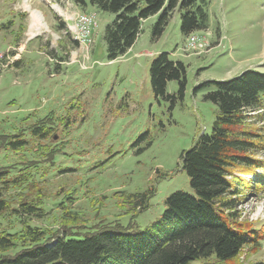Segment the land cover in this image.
I'll list each match as a JSON object with an SVG mask.
<instances>
[{"label": "rangeland", "instance_id": "1", "mask_svg": "<svg viewBox=\"0 0 264 264\" xmlns=\"http://www.w3.org/2000/svg\"><path fill=\"white\" fill-rule=\"evenodd\" d=\"M208 1V29L200 31L204 50L192 49L175 11L158 36L153 29L160 14L143 20L128 51L109 61L104 31L114 14L73 0H0V134L21 133L18 138L25 140L21 147L0 151V166H14L11 174L22 173L27 181L0 185L10 202L0 215V232L20 234L29 224L60 234L100 219L123 226L131 222L142 232L162 214L166 198L194 192L181 157L210 133L216 111L196 88L247 69L264 72V0ZM27 7L44 24L32 35ZM81 13L97 19L87 51L68 32ZM159 53L185 65L181 99L176 81L166 85L168 98L152 90L150 66ZM35 121L53 129L32 135L28 127ZM251 122L256 132L263 128L264 122ZM55 148L51 162L47 154ZM255 157L263 160L264 151ZM234 176L249 185L237 208L238 221L251 223L259 236L238 261L264 264V173L235 171ZM148 191L153 196L147 210L120 205L119 193ZM21 201L36 204L35 215L22 213ZM17 207L20 215L13 213ZM216 263L212 253L188 264Z\"/></svg>", "mask_w": 264, "mask_h": 264}, {"label": "trees", "instance_id": "2", "mask_svg": "<svg viewBox=\"0 0 264 264\" xmlns=\"http://www.w3.org/2000/svg\"><path fill=\"white\" fill-rule=\"evenodd\" d=\"M73 1L80 7L90 4L114 14L104 31L109 61L123 56L140 34L142 21L158 13L154 36L163 31L175 11L180 15L183 36L200 37V31L208 29V0ZM185 74L182 62L171 60L168 53H159L150 66L153 92L168 98L166 85L176 81L181 99L186 88ZM196 90L205 92L203 99L213 103L216 111L210 133L201 135L181 157L193 193L177 191L166 198L162 214L142 232H137L131 222L123 226L102 219L89 227L64 228L60 234L29 224L20 234L0 232V264H188L212 253L217 257L216 264H242L238 261L242 250L254 249L252 245L258 243L259 236L251 223L238 221L237 208L249 185L234 173L253 174L257 169L264 173V159L255 157L264 151V124L259 132L251 128L253 118L264 122V72L247 69L232 79L204 82ZM28 128L32 135L43 136L53 129L38 121ZM18 137L23 136L0 134V151L21 147L25 140ZM58 151L55 148L47 154L51 162ZM13 170L12 165L0 166V185L4 188L8 182L13 187L27 182L24 174H11ZM260 178L263 182L264 177ZM3 187L0 215L10 207ZM152 196L150 191L119 193L118 199L122 206L145 211ZM19 206L22 213L29 215L39 209L25 201ZM13 213L20 215L18 207L13 208Z\"/></svg>", "mask_w": 264, "mask_h": 264}, {"label": "built area", "instance_id": "3", "mask_svg": "<svg viewBox=\"0 0 264 264\" xmlns=\"http://www.w3.org/2000/svg\"><path fill=\"white\" fill-rule=\"evenodd\" d=\"M73 21L74 22L70 24L71 26H68V32L72 33L74 35V40L77 41L84 48V50L87 51L86 47L92 43V31L97 24V19L93 14L81 13L76 14ZM187 40L188 42L190 40L191 45L194 46L192 49L199 51L205 49L206 43L204 44L201 36L199 37L196 34H192L189 35ZM84 45H86V47ZM2 57L3 56L0 54V58ZM1 66L2 65L0 63V67ZM6 66H8V64H6Z\"/></svg>", "mask_w": 264, "mask_h": 264}, {"label": "bare ground", "instance_id": "4", "mask_svg": "<svg viewBox=\"0 0 264 264\" xmlns=\"http://www.w3.org/2000/svg\"><path fill=\"white\" fill-rule=\"evenodd\" d=\"M27 9L29 10L30 15H31L29 32L32 35L33 32H35L40 26H43L44 24L42 22V19L39 13H37L34 10H30L28 7Z\"/></svg>", "mask_w": 264, "mask_h": 264}, {"label": "crops", "instance_id": "5", "mask_svg": "<svg viewBox=\"0 0 264 264\" xmlns=\"http://www.w3.org/2000/svg\"><path fill=\"white\" fill-rule=\"evenodd\" d=\"M37 12V11H36ZM38 13V12H37ZM240 73V72H239ZM239 73H237V74H239Z\"/></svg>", "mask_w": 264, "mask_h": 264}]
</instances>
